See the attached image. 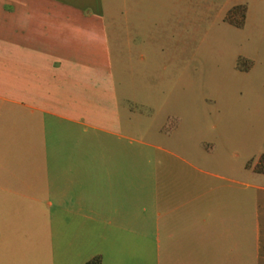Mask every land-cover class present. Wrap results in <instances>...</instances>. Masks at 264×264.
I'll list each match as a JSON object with an SVG mask.
<instances>
[{
  "label": "crops",
  "instance_id": "1",
  "mask_svg": "<svg viewBox=\"0 0 264 264\" xmlns=\"http://www.w3.org/2000/svg\"><path fill=\"white\" fill-rule=\"evenodd\" d=\"M109 7L0 0V264H146L147 242L152 264H264V184L230 166L178 172L172 159L147 175L146 158L129 155Z\"/></svg>",
  "mask_w": 264,
  "mask_h": 264
},
{
  "label": "rangeland",
  "instance_id": "2",
  "mask_svg": "<svg viewBox=\"0 0 264 264\" xmlns=\"http://www.w3.org/2000/svg\"><path fill=\"white\" fill-rule=\"evenodd\" d=\"M123 1L105 0L109 28L117 34L113 91L129 155L146 158L141 166L147 175L172 159L178 172H196L187 162L217 172L230 166L243 183L264 184V175L249 167L264 153V0ZM244 6L243 24L237 25ZM138 182L131 179V196ZM144 182L148 195L152 180ZM41 214L34 212V222ZM152 246L145 245L146 264H152ZM124 251L138 253L133 245Z\"/></svg>",
  "mask_w": 264,
  "mask_h": 264
},
{
  "label": "trees",
  "instance_id": "3",
  "mask_svg": "<svg viewBox=\"0 0 264 264\" xmlns=\"http://www.w3.org/2000/svg\"><path fill=\"white\" fill-rule=\"evenodd\" d=\"M242 15L241 19L239 21L236 20L237 25H242L244 21V15H245V6L242 9ZM253 169L256 171L264 172V153L261 154L257 160V162L254 164ZM82 264H101V256L100 254H95L88 259H86Z\"/></svg>",
  "mask_w": 264,
  "mask_h": 264
}]
</instances>
